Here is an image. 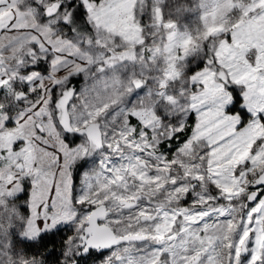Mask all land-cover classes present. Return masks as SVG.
I'll use <instances>...</instances> for the list:
<instances>
[{"label":"snow or ice","instance_id":"obj_1","mask_svg":"<svg viewBox=\"0 0 264 264\" xmlns=\"http://www.w3.org/2000/svg\"><path fill=\"white\" fill-rule=\"evenodd\" d=\"M192 10L0 0V264H264V0Z\"/></svg>","mask_w":264,"mask_h":264},{"label":"rangeland","instance_id":"obj_2","mask_svg":"<svg viewBox=\"0 0 264 264\" xmlns=\"http://www.w3.org/2000/svg\"><path fill=\"white\" fill-rule=\"evenodd\" d=\"M180 2L187 6L189 9H193L192 11H189L186 13V15L181 19L182 25H187L189 29H191L193 32H196L198 29L201 28V20L199 19V13L196 11V6L198 3L201 2V0H180ZM219 2V0H218ZM258 33L255 32L254 28H245L242 31V39H251L253 35H256ZM8 256V259H19L23 262L24 255L20 254L18 256L13 257L10 253L6 254ZM7 264V261H6Z\"/></svg>","mask_w":264,"mask_h":264}]
</instances>
